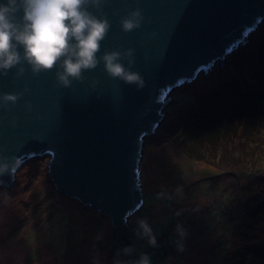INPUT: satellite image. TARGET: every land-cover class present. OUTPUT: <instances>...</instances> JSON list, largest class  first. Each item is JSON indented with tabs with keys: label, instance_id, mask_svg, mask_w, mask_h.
Wrapping results in <instances>:
<instances>
[{
	"label": "water",
	"instance_id": "95a60500",
	"mask_svg": "<svg viewBox=\"0 0 264 264\" xmlns=\"http://www.w3.org/2000/svg\"><path fill=\"white\" fill-rule=\"evenodd\" d=\"M136 8L144 17L140 28L122 31L121 18ZM89 10L111 25L97 55L135 49L131 70L143 76L145 86L110 78L102 63L68 88L57 84L55 68L33 75L25 63L20 77L13 68L0 76V94L23 95L15 105L0 106V157H18L21 166L49 157L55 190L108 218L114 239L125 243L128 219L143 206L144 141L166 115L165 106L176 104L171 91L201 72L207 77L217 61L244 44L264 22V0H106L99 10ZM16 173L0 176V186L10 189Z\"/></svg>",
	"mask_w": 264,
	"mask_h": 264
},
{
	"label": "rangeland",
	"instance_id": "374dc122",
	"mask_svg": "<svg viewBox=\"0 0 264 264\" xmlns=\"http://www.w3.org/2000/svg\"><path fill=\"white\" fill-rule=\"evenodd\" d=\"M262 26L264 22L223 63L217 61L208 70L207 77L201 72L193 83L171 91L169 98L176 104L165 106L163 113L167 112L166 115L154 133L144 141L139 164L143 206L128 219V241L117 243L108 218L101 217L88 207H82L77 200L65 198L55 190L48 175L49 157L32 158L19 168L10 189L0 186V250L4 251L3 255L0 253V264H113L117 251L128 243L136 251L131 257L121 255L119 258L122 260L136 259L143 252L150 254L151 264H224L217 240L223 237L224 230L228 231V226L215 212L221 203H225L222 213L228 219L236 218L235 207L241 204L239 196L243 180L240 178L239 167H234L232 155H240L244 160L250 149L254 154L262 149L264 143L258 144L264 137V62L258 57L259 51L264 52V30L255 34ZM246 53L250 64L243 59ZM238 72L247 74L244 77L247 90L250 87L261 90L258 93L259 100L253 98L257 93L244 96L250 102L243 105L232 99L220 114L222 122L230 119L239 128L232 127L225 141L219 137L213 139L216 149L207 139L201 143L185 142L186 130L194 124V120L200 121L199 117L202 116L203 94L225 76L240 81ZM247 80L252 81L253 85L248 84ZM261 100L262 103H258ZM195 110L197 114L193 116ZM203 114L206 119L212 118L213 114L219 115L216 107L203 111ZM177 115H180L179 120L175 119ZM250 123L263 125L257 127L254 124L251 127L254 133L252 137L249 136L250 143L245 140L244 151L233 150L242 140L240 124L241 129L249 131ZM222 125L226 126L225 123ZM190 147L200 151L203 159L192 152L189 156L187 150ZM210 149L215 150L214 153H210ZM223 151L229 152L230 156H225L228 161L223 160ZM252 164L253 160H246L244 169L248 171ZM256 171L260 175L254 186L262 185L264 166L257 164ZM249 172L255 174L253 169ZM219 173L220 177L217 176ZM220 186L224 189L223 195ZM159 193L164 195L158 197ZM170 194L173 197L171 202L167 197ZM211 207L216 211L207 219H194L195 215L211 212ZM178 211L180 215L175 216ZM165 214L167 217L163 218L161 215ZM175 217L177 220L174 227L181 224L186 234L190 232L191 238L196 239L191 242L188 235L183 237L182 251H171L168 256H163L167 248L159 247L155 250L146 240L137 239L134 235L136 220L147 218L157 241L162 242L163 246L169 244L168 241L175 243L180 237L175 228L169 226ZM200 221L204 224L202 235L199 230ZM207 243L210 245L209 253L199 250L197 244L206 246ZM244 264H264V250L259 254L250 253L244 259Z\"/></svg>",
	"mask_w": 264,
	"mask_h": 264
},
{
	"label": "clouds",
	"instance_id": "9594fccd",
	"mask_svg": "<svg viewBox=\"0 0 264 264\" xmlns=\"http://www.w3.org/2000/svg\"><path fill=\"white\" fill-rule=\"evenodd\" d=\"M104 3L106 0H5L0 3V76H6L13 68L16 69V77L22 76L25 63L33 75L55 68L57 84L68 88L73 80H83V72L94 70L102 63L110 78L135 85L137 89L143 88V76L131 70L135 49L105 50L102 55H97L111 25L103 14L97 16L89 9L99 10ZM143 19L139 8L131 10L121 18V30L130 32L138 29ZM155 35L153 31L148 37ZM19 48H22V53ZM122 59L127 61V67L121 63ZM96 83L93 81L92 87ZM22 95L23 92L0 94V106L15 105ZM31 107L25 102L28 111ZM10 125L16 126L14 118ZM21 163L18 157H12L10 161L7 157H0V176L13 178ZM163 195L159 193L158 197ZM175 215L179 216L180 212ZM175 231L180 237L175 241L176 247L182 251L186 231L179 223ZM133 232L137 239L146 240L149 246H158L147 218L138 219ZM135 251L134 246H124L117 251L113 264H151L150 254L143 252L136 259L119 258L121 255L131 257Z\"/></svg>",
	"mask_w": 264,
	"mask_h": 264
},
{
	"label": "trees",
	"instance_id": "16d2710c",
	"mask_svg": "<svg viewBox=\"0 0 264 264\" xmlns=\"http://www.w3.org/2000/svg\"><path fill=\"white\" fill-rule=\"evenodd\" d=\"M263 30H264V26H262V28H260L255 34H260V32ZM259 52L260 53L258 54V57L264 62V52L262 51H259ZM243 59L245 60L246 63L250 64L249 57H247V53L245 54ZM246 75L247 74L245 72L244 73L238 72V77L243 81V83H239L241 82V80L239 81L238 79H233V78H229L228 76L227 77L225 76L224 78L220 79L217 82V85L213 86L211 89L209 88L203 94L201 109L203 111H208L216 107L219 115L215 116L213 114L212 118L206 119L205 114H203V111H201L202 116L199 117L200 121L197 122V120H194V124L188 127V129L186 130V137H185L186 141L184 139L183 141L185 142L198 141L199 143H201L202 140L207 139L208 142H210L213 145V149H216L217 146L215 147L213 143V139L215 140L219 137L222 141H225L229 137L232 131V127L239 128L238 124L234 123L230 119L227 120L226 122H222L221 120L222 116H220V114L222 113L223 110L227 108L228 104L232 101V99L237 100L241 105H243V104H247L250 102V100L246 99L244 96L257 93V95H255V97L253 98L259 100L258 93L261 90L257 88L255 89V87L253 89L250 87V90L255 89L253 92H251L252 90L251 91L247 90L248 87L245 84L246 79H244ZM247 83L253 85L252 81L247 80ZM258 103H262V100ZM184 113L186 114V111ZM196 114H197V111L195 110V113L193 112L192 115L195 116ZM179 117L180 115H177L175 119L179 120ZM251 119L253 120L252 116H251ZM223 123H225L226 126H223L222 125ZM254 124L257 125V127H259L260 125H263V123L261 124L250 123L248 125L250 127L249 131H245L244 129H241L242 124H240V130L243 131V133L240 132V134L242 135L241 137L242 140L239 142V146H235L233 150L238 149V150L244 151L245 146H246L245 140H248V142L250 143L251 140L249 139V136L252 137L254 133L253 130L251 129V127H253ZM257 134L258 136H262L259 133H256V135ZM262 142H264V137L258 141V144ZM263 145L264 143L262 144V149L257 150L254 154H252V149H250V152H249L250 158H248L249 155L248 153H246V156H244L245 158L244 160L242 159V156L240 155L238 156L234 154L232 155L233 157L232 159L235 161L234 167H239L240 178L243 180L245 179V182L241 180V186H240L241 189H240V196H239L241 200V204H238L237 207H235L236 218L234 217L233 220L228 219L227 216L222 213L221 210L223 209V206L225 203L224 204L221 203L220 208H218L217 212H215L216 210L214 207H211L212 208L211 212L205 215H195L194 216L195 220H200V219L203 220L204 218L207 219L210 214L215 212V213H218L220 217L224 219L223 221L228 226V231L224 230L225 234H223V237L217 240V242H219L220 256H222V258L224 257V264H244V259H246L247 256L250 255V253L254 254L255 252H257V254H259L261 251L264 250V176H261L262 185L254 186L255 180L258 179V176L260 175V172L256 171L257 164L258 165L261 164L264 166V146ZM214 151L215 150L210 149L209 152L214 153ZM187 152L189 153V156L191 155V152L199 155L198 156L199 159H203L204 157L200 151H196L194 148H191V147L190 149L187 150ZM221 155L224 161H228V158L225 157V156H230L228 151H223ZM246 160L249 162L253 160V164H254V165L252 164L253 166H251L248 171L247 169L246 170L244 169V166L246 165ZM252 169L255 171V174L253 175L252 173L249 172ZM220 174L221 173L217 174V176L219 175L220 177ZM246 175L248 176V178L246 177ZM219 177L217 179H219ZM202 178L204 179V177ZM195 181L198 182L202 180H195ZM220 191L222 192V195H223L224 189L222 186H220ZM225 193L227 192L225 191ZM245 195H246V198L244 199ZM64 197L67 198L66 196ZM167 197H170V202L173 200V197L171 196V194ZM227 197H228V194H227ZM225 202H226V199H225ZM161 216L163 218H166L167 214L161 215ZM176 220H177V217L173 218V220L169 222V226H172L173 228L175 226ZM203 229H204V224L200 221V226H199L200 235L203 234ZM187 235H188L189 241L191 242L196 241V239L191 238L192 234L190 232L186 234V236ZM168 242L169 244H165L163 246L162 242L157 241L158 246L155 247V250H158L157 248L159 247H164V249L167 248V250L164 251V253L162 254L163 256L164 255L168 256L169 254H171V251L175 252L178 250L177 248H175L174 242H170V241ZM197 245L199 247V250H202L205 253H209L210 245L208 246V243L206 244V246L202 245L203 247L200 246L199 244ZM126 246H130V243L126 244ZM156 253L158 255L157 251Z\"/></svg>",
	"mask_w": 264,
	"mask_h": 264
},
{
	"label": "bare ground",
	"instance_id": "6f19581e",
	"mask_svg": "<svg viewBox=\"0 0 264 264\" xmlns=\"http://www.w3.org/2000/svg\"><path fill=\"white\" fill-rule=\"evenodd\" d=\"M3 252H4L3 250H0V253H1L2 255H3Z\"/></svg>",
	"mask_w": 264,
	"mask_h": 264
}]
</instances>
